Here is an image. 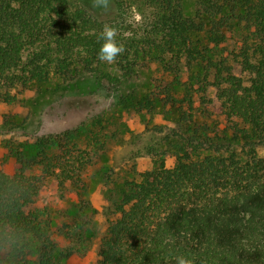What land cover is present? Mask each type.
<instances>
[{
	"label": "trees",
	"instance_id": "1",
	"mask_svg": "<svg viewBox=\"0 0 264 264\" xmlns=\"http://www.w3.org/2000/svg\"><path fill=\"white\" fill-rule=\"evenodd\" d=\"M111 3L105 13L79 0H0L2 102L11 103L18 87L66 83L79 69L95 70L105 23L125 45L115 62L121 77L140 58L175 77L182 67L199 69L182 97L163 82L136 102V111L158 99L177 104L181 121L194 126L174 130L169 150H150L151 166L127 183L90 264H175L178 255L193 264H264V0H197L194 18L182 0ZM133 6L142 24L128 20ZM234 30L235 45L224 44ZM111 126L98 117L41 136L33 155L18 152L13 164L0 166V264H61L48 213L32 207L34 200L51 181L61 193L83 191V171L116 137Z\"/></svg>",
	"mask_w": 264,
	"mask_h": 264
},
{
	"label": "rangeland",
	"instance_id": "2",
	"mask_svg": "<svg viewBox=\"0 0 264 264\" xmlns=\"http://www.w3.org/2000/svg\"><path fill=\"white\" fill-rule=\"evenodd\" d=\"M79 1L93 11L104 12L92 8L91 0ZM182 6L186 16L196 17L197 0H182ZM127 15L129 21L135 22L133 17L141 13L133 6L128 7ZM202 18L206 24L210 20L205 14ZM235 33L236 30L227 31L224 44L235 45ZM199 37L203 44L207 43L204 33ZM94 68L92 72L79 69L74 79L66 83L52 80L18 87L11 91V103L0 101V166L13 164L18 152L33 155L39 137L85 128L98 117L108 120L116 132V137L83 171V191L77 193L68 187L61 193L51 181L34 200L32 207L48 213L53 241L62 253L61 264H90L97 258L99 240L127 183L138 171L151 166L150 150H169L174 130L182 133L194 126L193 121H181L177 104L158 99L151 110L136 111V102L158 91L163 82L172 87L176 97H182L185 82L195 77L198 67H182L177 77L158 62L144 58L136 61L124 77L115 63L101 62ZM234 69L237 75L242 74L238 65ZM106 74L118 81L109 82ZM196 99L195 106H199ZM195 120L210 125L212 122L205 115H198ZM258 153L264 156V147L258 148ZM171 162L167 155V164Z\"/></svg>",
	"mask_w": 264,
	"mask_h": 264
},
{
	"label": "clouds",
	"instance_id": "3",
	"mask_svg": "<svg viewBox=\"0 0 264 264\" xmlns=\"http://www.w3.org/2000/svg\"><path fill=\"white\" fill-rule=\"evenodd\" d=\"M91 6L107 13L111 8V0H91ZM133 19L136 24L143 23V18L139 15H136ZM118 34L119 30L116 26L109 23L102 26L97 37L101 41L97 51L98 61L111 65L116 62L118 56L125 52V45L117 40ZM175 264H193V262L183 255H178L175 257Z\"/></svg>",
	"mask_w": 264,
	"mask_h": 264
}]
</instances>
